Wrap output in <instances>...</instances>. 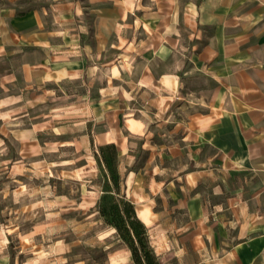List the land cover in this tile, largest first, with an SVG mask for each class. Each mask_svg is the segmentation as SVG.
<instances>
[{
    "label": "crops",
    "instance_id": "obj_1",
    "mask_svg": "<svg viewBox=\"0 0 264 264\" xmlns=\"http://www.w3.org/2000/svg\"><path fill=\"white\" fill-rule=\"evenodd\" d=\"M0 63L2 86L22 95L91 80L89 145L118 143L121 124L145 135L188 101L161 152L188 159L202 264H264V0H0ZM145 94L149 121L128 113Z\"/></svg>",
    "mask_w": 264,
    "mask_h": 264
},
{
    "label": "rangeland",
    "instance_id": "obj_2",
    "mask_svg": "<svg viewBox=\"0 0 264 264\" xmlns=\"http://www.w3.org/2000/svg\"><path fill=\"white\" fill-rule=\"evenodd\" d=\"M2 81L0 264H135L130 249L100 212V206L110 203L102 197L112 190L105 168L98 164L100 146L82 142L98 127L91 120V80L45 92L32 88L27 95L20 86H2ZM188 89L184 82L182 93L187 95ZM154 99L138 95L128 113L148 121L156 118L154 111L141 107ZM16 100L19 103L13 104ZM188 105L183 100L174 110L164 108L161 114L170 121L157 127L153 119L145 135L129 136L122 124L118 131L113 167L126 181L120 196L135 204L140 218L152 216L146 225L149 245L161 264L204 260L198 249L205 247L204 241L194 240L188 230L184 207L191 193L184 177L188 159L161 152L172 143V121H185L193 112ZM213 200L224 203L226 196L218 193Z\"/></svg>",
    "mask_w": 264,
    "mask_h": 264
},
{
    "label": "trees",
    "instance_id": "obj_3",
    "mask_svg": "<svg viewBox=\"0 0 264 264\" xmlns=\"http://www.w3.org/2000/svg\"><path fill=\"white\" fill-rule=\"evenodd\" d=\"M98 164L106 170L112 190L106 191L103 200H110L105 206H100V212L106 223L113 227L119 238L130 249L135 264H161L155 252L149 245L148 228L139 218L135 204L126 195L120 196L122 183L125 181L117 167H113L118 159L116 144L100 146ZM119 195L115 197L113 195ZM101 199V200H102Z\"/></svg>",
    "mask_w": 264,
    "mask_h": 264
}]
</instances>
